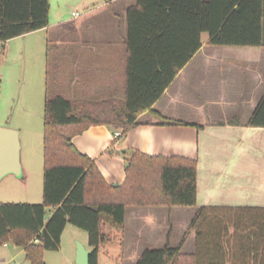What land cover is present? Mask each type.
<instances>
[{"label": "crops", "instance_id": "0c3cea01", "mask_svg": "<svg viewBox=\"0 0 264 264\" xmlns=\"http://www.w3.org/2000/svg\"><path fill=\"white\" fill-rule=\"evenodd\" d=\"M135 3L49 0L46 27L1 43V77L11 86L21 87L16 91L19 106L15 107L19 109H14L18 117L27 121L44 118L48 84L53 95L71 100L125 101L127 13ZM72 5L77 8L70 10ZM74 11L80 16L75 17ZM201 38V48L153 104L163 117L187 124L165 123L163 118L144 112L138 116V124L120 137L115 136L118 129L107 124L91 126L73 137L74 145L95 160L110 185L124 183L125 153L129 151L197 160L196 206L127 207L125 230L121 231L126 241L124 245L118 242V264H135L146 248L163 247L170 232V243L177 246L199 207H221L225 215L235 217L248 213L264 216V127L248 125L264 95V45H212L208 32ZM11 57L14 62L8 64ZM38 197L29 202H41ZM118 231L107 226L106 241ZM105 242L100 246L98 264ZM86 247L92 250L90 245ZM197 251V231L193 228L182 252ZM240 251L233 249L235 254ZM200 252L209 260L225 250L202 242ZM21 255L26 257L23 247L0 249V263ZM65 257L69 264H75L76 248ZM237 257L227 264H237Z\"/></svg>", "mask_w": 264, "mask_h": 264}, {"label": "trees", "instance_id": "16d2710c", "mask_svg": "<svg viewBox=\"0 0 264 264\" xmlns=\"http://www.w3.org/2000/svg\"><path fill=\"white\" fill-rule=\"evenodd\" d=\"M49 10V0H0V42L46 27ZM127 20L125 101L71 100L53 95L48 84L43 200L0 202V245L23 247L31 264H46V251L61 249L68 223L87 231L90 263L98 264L106 227L124 231L128 206H196V159L129 151L124 183L110 185L73 137L100 124L126 132L144 112L165 123L187 124L163 117L153 104L201 48L203 32L209 33L212 45H264V0H136ZM248 125L264 127V95ZM224 213L221 207H199L177 246L171 245L170 232L163 247L146 248L135 264H227L237 256V264H264V216L249 219L257 225L254 230L230 231ZM194 227L198 251L183 253ZM202 242L225 252L208 260L200 252ZM236 247L239 254L233 252Z\"/></svg>", "mask_w": 264, "mask_h": 264}, {"label": "rangeland", "instance_id": "374dc122", "mask_svg": "<svg viewBox=\"0 0 264 264\" xmlns=\"http://www.w3.org/2000/svg\"><path fill=\"white\" fill-rule=\"evenodd\" d=\"M75 2V0H74ZM75 7V5H72ZM77 8V7H75ZM71 12V11H70ZM14 43V42H13ZM3 52V51H2ZM0 52V59L3 53ZM14 57L10 58L8 64H13ZM9 66V65H8ZM2 66L0 65V127L17 130L20 136L21 152L20 159L23 168V177H18L14 174H9L0 181V202H29L38 198L43 199V173H44V118H31L25 120L18 117L19 106L18 96L16 92L21 87L8 84L6 77H1L3 74ZM17 98V100L15 99ZM14 109L16 111L14 112ZM16 113V114H15ZM42 193V195H41ZM42 196V197H41ZM253 217L260 218L257 215L245 214L235 217L234 215H225L223 220L228 221L230 231H250L254 230L255 223H250L249 219ZM263 218V217H262ZM70 228L62 235V245L60 250L46 251L45 258L48 260L46 264H69L65 255L72 253L75 248L77 251L78 242L89 246V237L87 231L70 225ZM207 228V227H205ZM193 229V228H192ZM197 231V228L194 227ZM119 233V234H118ZM117 234L111 233L109 241L105 243L107 246L102 247L100 254L101 264H118V257L121 253L119 241H126V236L122 235L121 231ZM118 244V245H117ZM15 247L13 242H9L7 246H2L0 249H8ZM7 247V248H6ZM109 250V252H108ZM0 264H31L24 255L19 256L16 260H11Z\"/></svg>", "mask_w": 264, "mask_h": 264}, {"label": "water", "instance_id": "95a60500", "mask_svg": "<svg viewBox=\"0 0 264 264\" xmlns=\"http://www.w3.org/2000/svg\"><path fill=\"white\" fill-rule=\"evenodd\" d=\"M21 142L19 132L0 127V181L9 174L23 177L20 159ZM90 250L78 242L75 264H91Z\"/></svg>", "mask_w": 264, "mask_h": 264}, {"label": "built area", "instance_id": "2783aa9c", "mask_svg": "<svg viewBox=\"0 0 264 264\" xmlns=\"http://www.w3.org/2000/svg\"><path fill=\"white\" fill-rule=\"evenodd\" d=\"M110 1H115V0H107V2H110ZM73 15H74L75 17H79V16H80V12H78V11H74V12H73ZM0 49H1V42H0ZM122 134H123L122 129H118V130L115 132V136H116V137H120ZM119 264H122V263H119Z\"/></svg>", "mask_w": 264, "mask_h": 264}]
</instances>
